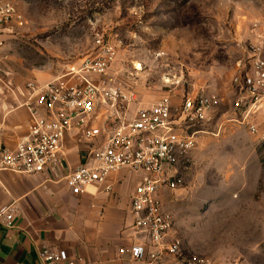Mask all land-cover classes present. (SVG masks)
Segmentation results:
<instances>
[{"label":"rangeland","instance_id":"obj_1","mask_svg":"<svg viewBox=\"0 0 264 264\" xmlns=\"http://www.w3.org/2000/svg\"><path fill=\"white\" fill-rule=\"evenodd\" d=\"M9 1L26 20L8 43L18 71L58 74L102 38L117 49L106 79L134 91L136 105L201 89L219 97L167 209L185 255L264 264V144L223 115L238 61L264 36V0Z\"/></svg>","mask_w":264,"mask_h":264},{"label":"built area","instance_id":"obj_2","mask_svg":"<svg viewBox=\"0 0 264 264\" xmlns=\"http://www.w3.org/2000/svg\"><path fill=\"white\" fill-rule=\"evenodd\" d=\"M13 21L19 27L26 24L14 4L1 3L0 23ZM116 57V47L98 38L92 53L69 63L55 79L45 84L27 83L30 97L36 99V105H28V134L13 149L0 143V174L45 172L58 162L64 136L76 120L86 124L85 117L103 112L104 128L84 127L93 144L87 161L66 175L67 186L80 194L123 167L140 173V182L131 195L134 228L139 236L131 245L121 247L119 255H128L133 264H210L207 256L183 253L182 239L175 231L176 216L165 209L161 192L178 188L181 175L192 163L199 135L207 132L205 127L212 120L219 97L204 89L176 101L165 94L151 106L138 105L130 114L137 94L106 79ZM3 59L0 53V77ZM232 85L237 97L230 120L245 125L263 143L264 130L252 117L264 110V36L238 61ZM102 133L104 139L97 142ZM16 212L14 203H0V226L12 227ZM39 258L44 264H76L64 249L44 247Z\"/></svg>","mask_w":264,"mask_h":264},{"label":"crops","instance_id":"obj_3","mask_svg":"<svg viewBox=\"0 0 264 264\" xmlns=\"http://www.w3.org/2000/svg\"><path fill=\"white\" fill-rule=\"evenodd\" d=\"M1 3L14 4L9 0H0ZM16 28L19 26L14 21L0 23V53L4 57L0 77V143L11 149L28 134L31 122L28 105H36L27 83L45 84L63 72L56 74L46 67H32L22 72L13 67L8 43ZM137 107L130 106V114ZM234 110L223 115L233 117ZM231 117L225 122H232ZM85 119L86 124L77 119L65 134L58 162L45 172L3 171L0 174V203H14L17 211L12 227L0 226V264H44L39 258V251L44 247L66 250L76 264H133L128 255H119V249L131 245L139 236L134 228L131 195L141 174L123 167L110 173L103 183L90 185L80 194L72 193L66 184V175L87 161L93 144L85 136L84 127H105L103 112ZM252 119L264 130V110ZM103 139L104 133L96 141ZM181 168L180 165L182 171ZM171 196L170 190L162 189L165 209Z\"/></svg>","mask_w":264,"mask_h":264},{"label":"trees","instance_id":"obj_4","mask_svg":"<svg viewBox=\"0 0 264 264\" xmlns=\"http://www.w3.org/2000/svg\"><path fill=\"white\" fill-rule=\"evenodd\" d=\"M263 144H264V142H263Z\"/></svg>","mask_w":264,"mask_h":264}]
</instances>
